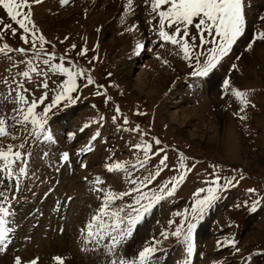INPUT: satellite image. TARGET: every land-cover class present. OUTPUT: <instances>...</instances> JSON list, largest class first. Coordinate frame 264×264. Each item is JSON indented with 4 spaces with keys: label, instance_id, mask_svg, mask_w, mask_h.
Returning <instances> with one entry per match:
<instances>
[{
    "label": "rangeland",
    "instance_id": "rangeland-1",
    "mask_svg": "<svg viewBox=\"0 0 264 264\" xmlns=\"http://www.w3.org/2000/svg\"><path fill=\"white\" fill-rule=\"evenodd\" d=\"M108 1L69 0L61 6L60 0H42L32 6V19L39 29L36 35L45 37L46 51L55 52L57 59L53 63H59V57L64 56L66 67L76 71L84 69L95 83L73 93L79 96L75 103L61 102L49 113L47 130L53 141L29 137L25 142L26 148L22 151L30 156L27 175L20 177V190L0 186V191L9 197L4 206L10 204L14 211L9 218L14 232L8 249L0 253V264H14L16 256L23 262L38 258L37 264H57L55 256L63 257L64 264L71 261L110 264L107 249L86 244L81 230L100 207L101 193L95 191L96 187L117 193L133 187L123 171L106 170V165L116 162L125 163L133 178L139 180L163 169L144 191H158L174 175L179 177L183 173L184 176L174 194L157 203L136 226L132 237L119 249L121 254L130 257L146 241L156 237L161 243L152 264H264V41L256 39L257 33L264 32V21L260 19L264 17V0H245L244 33L208 77L192 76L194 62L182 59L177 46L159 40L158 29L153 27L158 20L153 18L144 0H133L135 11L127 14L123 11L126 0H112V4ZM63 18L68 22L62 24ZM5 24L16 28L17 34L13 36L11 29L0 33L4 37L0 46L7 43L13 49H30V44L20 39V35L28 34L0 7V28ZM133 24L135 30L126 31ZM138 43L146 46L139 55L136 54ZM196 43L199 44L198 38ZM84 48L87 54L78 55ZM31 55V51L23 55L14 51L8 59L0 54V115L11 112L13 104H5L3 97L14 89L29 101L47 91L46 103H50L51 97L57 94L58 84L66 79V75L49 72L44 77L50 78L49 89L44 90L38 87L40 76L32 74L31 80L20 76V72L27 70L26 62ZM206 56L205 52L201 60ZM31 63L47 71L40 61L33 59ZM127 65L134 66L130 80L137 83L136 91H130L120 79ZM226 78L246 97H235L230 90L226 91L223 87ZM20 83L29 92L19 89ZM77 83L84 81L78 79ZM188 88H196V92L193 94ZM175 90H182L184 94L188 91L189 101L179 98L180 102L174 104L168 115L166 107ZM117 106L121 115L114 121ZM241 107L243 112L239 111ZM240 115L246 119L241 120ZM124 117L128 119L127 124ZM109 125L117 132L108 129ZM137 126L138 131H133ZM180 127L185 129L183 134L177 131ZM118 133L123 138H118ZM14 134L26 135L19 129ZM94 135L96 139L91 140ZM157 139L161 142L159 145L155 144ZM2 142L17 145L22 141L7 137ZM97 143L103 145L102 156L88 162L90 148ZM136 144H149L152 152L160 148L164 151L148 160L145 168H140L137 161L145 160V156L133 147ZM65 152L70 156L67 162L61 160ZM164 155L168 157L166 166L160 165ZM181 158L185 167H181ZM19 166L23 165H18L17 171ZM97 176L105 182L103 185H94ZM217 177L221 183L233 180L235 186L223 191L202 218L194 221L197 228L216 210L209 237H197L193 231V252L189 256L188 242L182 237L177 240L170 236L164 240L160 233L172 232L175 224L184 219L175 213H184L186 209L190 212L193 194L201 187L207 188L208 182ZM237 180L239 183H235ZM249 188L256 192L248 193ZM256 198L261 199L256 211L243 206L245 201ZM124 203H131V199L115 201L111 210ZM169 220L175 224L169 225ZM57 237L61 240L59 244L55 241ZM229 241L235 243L228 244Z\"/></svg>",
    "mask_w": 264,
    "mask_h": 264
},
{
    "label": "snow or ice",
    "instance_id": "snow-or-ice-1",
    "mask_svg": "<svg viewBox=\"0 0 264 264\" xmlns=\"http://www.w3.org/2000/svg\"><path fill=\"white\" fill-rule=\"evenodd\" d=\"M144 2L153 18L158 20V23L154 24L153 27L158 29L156 34L159 40L177 46L179 53L182 54V59L194 62L196 67L191 72V75L195 77H208L214 73L222 58L229 55L233 45L238 42L244 33L246 24L245 0H144ZM39 3H42V0H0V7L6 11L10 20L15 22L19 29L23 30V33L28 34L27 36L20 35V39L25 44H30V49L23 47L13 49L9 44L4 43L0 46V54L11 59L9 53L15 51L23 55L31 51L32 55L26 62L27 70L20 72L19 75L26 80H31L32 74L40 76L41 80L38 87L44 90L49 89L50 78H44L48 76L49 72L58 73L60 76L66 75V79H62L58 84L57 94L51 97L50 103H46L48 100L47 91H43L37 99L31 101L15 89L3 97L4 103L10 102L13 107L9 114L0 115V186L5 188L14 187L16 191L20 190V177L27 175V163L30 153L26 155L25 151H22L26 148L25 142L29 137L36 141H40L41 138H43V141H53V136L47 130L49 113L53 108L59 107L61 102L75 103L79 96L73 95V93H77L80 87H87L95 83L91 75H88L84 69L76 71L66 67L64 56L59 57V63H53L57 59L56 54L54 51L45 50L44 46L48 42L43 35H36L39 29L35 26L32 19V6ZM68 3L69 0H60L61 6ZM22 9H27V11H22ZM123 11L126 14L134 13L133 0H126L123 5ZM260 19L264 21V17ZM149 23H152V21H149ZM135 28L136 25L133 24L126 31H133ZM192 28L196 30L195 33L191 31ZM9 29H11L13 36L17 34V29L13 28L11 24H5L3 28H0V33ZM29 36H31V41ZM197 38L199 39L198 45L196 43ZM3 39V35H0V40ZM256 39L264 41V32L257 33ZM37 41L39 42V47H37ZM254 42L249 43V49H251ZM209 45L210 47H206ZM75 47V45H72V48ZM144 47L146 46L138 43L136 45V54L139 55L140 50ZM205 52L207 56L201 60V56H204ZM86 54V48L81 49L78 53L80 56H85ZM66 55L67 53H65ZM33 59L40 61L46 66L47 71L40 68L39 64L33 65L31 63ZM93 59L96 58L93 57ZM68 63L72 62L69 61ZM78 79L84 81V83L78 84ZM4 83H7V81H4ZM223 87L226 91L230 90L235 97H246L244 92L232 87L230 80L227 78L223 80ZM18 88L23 89V92H29L22 83L18 84ZM30 94L34 95V93ZM97 94L100 95L101 93ZM105 103H108V99L105 100ZM244 103H247L246 99ZM38 108H42V110L37 111ZM239 111L243 112L244 108L241 107ZM115 112L114 121L117 116L121 115L118 106ZM138 114L142 115V113ZM239 118L244 120L246 116L240 115ZM123 119L124 123L127 124V117ZM17 129L22 133H26V135L18 137L14 134ZM133 131H138V126ZM7 137L12 140L21 139L22 142L17 145L4 144L2 142L3 138ZM95 139V135L91 137V140ZM160 143L158 139L155 140L156 145ZM133 147L144 153L145 160L137 161V165L140 168H145L148 160L164 151L160 148L156 152H152V146L149 144H136ZM69 158L70 156L67 152L61 156V160L64 162L69 161ZM167 159V155L162 156L160 165L166 166ZM18 165L23 166H19L17 171ZM137 165H132V167L135 168ZM82 166L86 167V165ZM105 167L108 172L123 171L126 173L128 183L133 185V187L119 193L106 191L103 187L95 188V191L101 193V204L96 214L86 224V228L81 230L82 235L85 237V243L94 245V248H106L110 256V264H152L158 253V246L161 243L156 237L146 241L130 257L127 254H121L119 249L132 237L136 226L153 210L155 205L165 197H170L174 194L177 185L184 178L183 173L179 177L174 175L168 183L162 184L158 191H152L151 189L144 191L143 189L148 188L163 169H157L156 172L149 173L144 180H139L138 178H133L132 172L129 171L125 163L116 162ZM181 167H185L182 158ZM85 179L88 178L86 177ZM242 179L243 176L240 177V180ZM93 183L99 186L105 182L97 176ZM235 183H239V181L237 180ZM208 184L207 188L201 187L193 194L194 203L191 205L190 212L186 209L184 213H175L176 216H184V219L179 224H175L172 220L168 221L169 225L175 224L174 230L170 233L167 231L160 233L164 240L169 239L170 236L177 238V240L182 237L184 241L188 242L186 250L189 256L193 252L191 238L193 230L196 228L194 221L202 218L204 212L221 197L223 191L235 186L233 180H224L221 183L220 177L209 181ZM247 191L250 194H254L256 189L249 188ZM201 193H204V195L201 196ZM125 197H129L131 203H124L115 210H111L115 201L123 200ZM11 199L14 200L15 197ZM8 201L9 197L5 195L4 191H0V253L8 249L11 242V234L14 232V228L9 226L11 223L9 218L14 215V211L11 210L10 204L8 207L4 206ZM260 204L261 199L256 198L251 200V202L245 201L243 206L248 207L250 211H256ZM237 207H240V205H237ZM189 217L191 218L189 219ZM234 243V241L228 242V244ZM218 244L223 246L221 242H218ZM236 251L239 252V248ZM111 257L115 258L111 259ZM53 259L57 264H64L63 257L55 256ZM37 260L38 258H34L31 261L23 262L21 257L16 256L14 264H37Z\"/></svg>",
    "mask_w": 264,
    "mask_h": 264
},
{
    "label": "bare ground",
    "instance_id": "bare-ground-1",
    "mask_svg": "<svg viewBox=\"0 0 264 264\" xmlns=\"http://www.w3.org/2000/svg\"><path fill=\"white\" fill-rule=\"evenodd\" d=\"M96 2H98L99 0H95ZM108 4H112V0H109L108 2H107ZM78 12H80V11H78ZM68 18V17H67ZM67 18H63V19H60L61 20V22H62V20H63V23L62 24H64V23H66V22H68V20H67ZM59 20V21H60ZM133 67L134 66H129V65H127L125 68H124V70H122V72H121V80L122 81H124V82H126L127 83V86L130 88V91H136L137 90V87H138V85H137V83H132V80H130V75H131V73H132V69H133ZM123 83V82H122ZM197 85V84H196ZM194 88V87H193ZM202 88H204V87H202ZM189 89V88H188ZM196 89V88H195ZM195 89L193 90V89H189V91L191 92H193V94L196 92L195 91ZM202 92H203V90H202ZM171 96H172V98H171V101L169 100V106H167L166 108H167V110H166V113L169 115L170 113H171V108L172 107H175L174 106V104H177V103H179L180 102V99L179 98H183V101H189V98H188V96H189V93H188V91L186 92L185 91V94H184V92L182 91V90H175V92L174 93H171ZM170 99V98H169ZM166 114V115H167ZM177 126V125H176ZM112 129V126L111 125H109L108 126V129ZM113 131L112 132H117V129H112ZM119 131V130H118ZM178 133L179 134H183L184 133V131H185V129L184 128H182V127H180L178 130ZM80 135V134H79ZM79 135H76V137L77 136H79ZM128 136V135H127ZM117 137L118 138H123V135H122V133L120 134V133H118V135H117ZM125 138V137H124ZM90 150H91V152H90V156H89V158H88V162H90V161H92V160H95V159H98V158H101V156H102V154H101V152H103V145H101V144H98L97 143V145H96V147L94 146V147H92V148H90ZM100 160V159H99ZM98 160V161H99ZM100 163V162H99ZM38 236V235H37ZM40 238V237H39ZM38 239V238H37ZM36 239V240H37ZM55 241H57L58 242V244L61 242V240H60V238H58L57 237V239L55 240ZM41 245H43V244H41ZM40 246V245H39ZM45 248V247H44ZM42 250H44L43 248H42ZM43 253H45L44 251H43ZM48 260H49V258H48ZM48 263V262H47ZM40 264H46V263H40ZM69 264H79L78 262H76V261H71ZM81 264V263H80Z\"/></svg>",
    "mask_w": 264,
    "mask_h": 264
},
{
    "label": "crops",
    "instance_id": "crops-1",
    "mask_svg": "<svg viewBox=\"0 0 264 264\" xmlns=\"http://www.w3.org/2000/svg\"><path fill=\"white\" fill-rule=\"evenodd\" d=\"M205 264H207L206 262H204Z\"/></svg>",
    "mask_w": 264,
    "mask_h": 264
}]
</instances>
